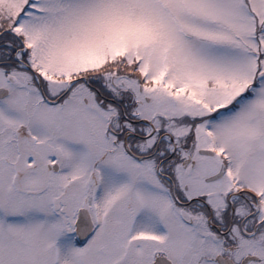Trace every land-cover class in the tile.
Instances as JSON below:
<instances>
[{
	"label": "snow or ice",
	"instance_id": "1",
	"mask_svg": "<svg viewBox=\"0 0 264 264\" xmlns=\"http://www.w3.org/2000/svg\"><path fill=\"white\" fill-rule=\"evenodd\" d=\"M0 264H264V0H0Z\"/></svg>",
	"mask_w": 264,
	"mask_h": 264
}]
</instances>
